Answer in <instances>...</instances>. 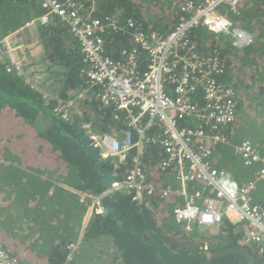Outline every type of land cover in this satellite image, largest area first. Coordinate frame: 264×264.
Returning a JSON list of instances; mask_svg holds the SVG:
<instances>
[{
    "label": "trees",
    "instance_id": "1",
    "mask_svg": "<svg viewBox=\"0 0 264 264\" xmlns=\"http://www.w3.org/2000/svg\"><path fill=\"white\" fill-rule=\"evenodd\" d=\"M188 1L81 0L86 16L110 19L120 26L117 31L107 28L103 33L105 55L114 62L122 61L123 52L132 49V35L137 30L168 34L183 16L181 8ZM43 14L38 0H0V41ZM228 16L234 25L253 35L251 46L233 50L224 36L202 27L194 29L190 37L200 54L217 51L223 67L216 81L235 93L236 122L218 131L232 141L242 113L256 125L264 123V0H243L238 12H228ZM128 22L133 28L126 26ZM36 29L34 41L42 49L39 60L55 69L49 70L51 75L60 77L57 98L46 101L28 84L27 77L7 73L0 60V170L4 174L0 216H16L11 229L18 230L15 234L3 226L0 243L20 264H67L78 219L90 207V198L107 189L105 177L123 180L137 155L144 182L151 187H174V172L172 167L158 165L163 153L151 142L139 151L131 149L122 161L98 159L88 153L80 141L84 134L120 131L125 126L113 120L112 109L100 104L99 87L89 84L87 67L70 30L56 18ZM63 105L69 106L66 119L57 111ZM157 134V128L149 130L150 137ZM256 149L264 156V146ZM213 163L241 185L257 170L256 165L246 167L230 146H216ZM263 198L264 189L258 187L253 202L258 204ZM179 202L172 195L161 199L156 191L138 200L130 191L108 195L99 201L102 213L92 214L84 240L89 244L108 239L113 243V261L122 264H206L209 254L222 251L229 252L209 264H250L247 253L239 248L249 251L253 263L264 264L260 247L244 246L243 230L227 222L207 235L196 227L186 231L172 215ZM28 231L35 233L32 238ZM105 252L110 255L108 249Z\"/></svg>",
    "mask_w": 264,
    "mask_h": 264
},
{
    "label": "built area",
    "instance_id": "2",
    "mask_svg": "<svg viewBox=\"0 0 264 264\" xmlns=\"http://www.w3.org/2000/svg\"><path fill=\"white\" fill-rule=\"evenodd\" d=\"M38 1L45 14L0 41L5 71L28 78L27 71L33 69L31 30L56 18L77 40L87 67L86 78L90 85L99 87L100 104L112 109L113 120L125 126L120 131L88 135L90 145L102 159L122 161L131 149L139 151L151 142L163 153L158 165L172 167L174 172V187H151L145 184L140 158L135 156L123 180L114 181L111 188L90 198L91 217L94 212L102 213L99 201L108 195L130 191L138 200L156 191L161 199L172 195L180 201L172 215L186 231L196 227L207 235L227 222L243 230L244 246L256 245L264 252V198L258 204L253 202L257 188L264 189V156L249 140L234 146V139L219 134L220 129L236 122L235 93L216 81L223 67L217 51L200 54L190 37L194 29L202 27L210 34L224 36L233 50L251 46L253 35L234 25L228 16V12H238L243 0L186 2L181 8L183 16L168 34L133 33L132 49L123 52L120 62L105 55L103 33L107 28L120 29L114 21L86 16L81 0ZM126 26L134 25L128 22ZM66 108L63 105L57 111L64 115ZM153 127L160 134L150 137ZM218 145L233 147L246 167L257 166L247 183L239 184L230 172L214 166ZM74 248L75 244L69 246L70 251ZM0 264H20L1 243Z\"/></svg>",
    "mask_w": 264,
    "mask_h": 264
},
{
    "label": "rangeland",
    "instance_id": "3",
    "mask_svg": "<svg viewBox=\"0 0 264 264\" xmlns=\"http://www.w3.org/2000/svg\"><path fill=\"white\" fill-rule=\"evenodd\" d=\"M35 32H37V29L33 28L31 30V35H34ZM31 41L32 40H30L29 37V43L32 45ZM35 67H36L35 69L28 70L29 73L33 75L31 78H29L30 82L28 84L31 85L32 87H35L36 90L39 93H41V95L43 96L42 98L45 99L46 101L56 99L57 89L59 85L58 81L60 77L56 74L54 75L50 74V71L55 69H51L47 64L42 65L40 60H38L35 63ZM70 107H72V104ZM68 108L69 106H67L64 115L59 112L60 116H62L63 119H66V117L69 115L70 111L68 110ZM255 123L256 121H254L249 116H247V114L242 113L240 115V119L236 127V133L234 138L235 143L232 144L235 146L238 145L243 140H249L256 146L263 148L264 123H259L258 125H256ZM113 159H117V158H113ZM117 160L121 161L120 159ZM76 246H79V242L75 244V248L73 249V251H71V254H69L68 264H92V263L110 264L108 263L109 259L105 257L102 253H100L99 249L96 250L94 248H91L90 250V249L81 248L79 250V247L76 248Z\"/></svg>",
    "mask_w": 264,
    "mask_h": 264
},
{
    "label": "crops",
    "instance_id": "4",
    "mask_svg": "<svg viewBox=\"0 0 264 264\" xmlns=\"http://www.w3.org/2000/svg\"><path fill=\"white\" fill-rule=\"evenodd\" d=\"M31 38L33 39L31 41L32 45L29 43L30 44V52H31V60L33 62V69H35L36 68L35 63L39 60L40 52L42 51V49H41L40 45H38L37 42L34 41V40H37V38H38L37 32H35V34L32 35ZM31 48H32V51H31ZM30 75L33 76L32 74H29L27 79L31 78ZM0 172H2V170H0ZM3 175L4 174L2 172L0 174V180H1V176H3ZM90 217H91V213H90V207H89L87 212L78 219L76 232H75L74 237L71 240L72 244H76L79 242V246H76V248L79 247V250L81 248L82 249L83 248L84 249H90V250H91V248H94L96 250L99 249L100 253H102L105 257H107L109 259L108 263H110V264H122V263H119L118 261L117 262L113 261L114 257H113L112 252H110V250L113 249V243L110 242L108 239L102 237V238H99L95 241L89 242V244L84 240V231H85V229H86V227L90 221ZM15 220H16V216L7 215L4 219H3V217L0 216V230L3 231V226H4V228H6L7 230H10V231L14 232L15 234H17L18 230L13 231L11 229V226ZM28 234H30V235H28V237L32 238L35 233L28 231ZM107 249H108L110 255L105 252ZM22 264H25V263H22ZM92 264H98V263H92Z\"/></svg>",
    "mask_w": 264,
    "mask_h": 264
},
{
    "label": "water",
    "instance_id": "5",
    "mask_svg": "<svg viewBox=\"0 0 264 264\" xmlns=\"http://www.w3.org/2000/svg\"><path fill=\"white\" fill-rule=\"evenodd\" d=\"M80 141L83 143V145L87 148V151L88 153H90L91 155H93L95 158H98V159H101V154L99 153V151L95 148H93L90 144H89V136L84 134ZM114 183V179L113 178H104V184L106 185L107 188H111L112 184ZM105 213V211H104ZM238 250H241V251H245L247 253V257H248V261L250 264H255L252 262L251 258H250V255H249V251L246 249V248H239ZM229 251H222V252H218V253H215V254H209L207 256V263L206 264H209L211 262V260H213L214 258H216L217 256H221V255H224L226 253H228Z\"/></svg>",
    "mask_w": 264,
    "mask_h": 264
},
{
    "label": "clouds",
    "instance_id": "6",
    "mask_svg": "<svg viewBox=\"0 0 264 264\" xmlns=\"http://www.w3.org/2000/svg\"><path fill=\"white\" fill-rule=\"evenodd\" d=\"M29 80V79H28ZM90 144V143H89ZM101 159H102V157H101ZM161 188H165V186L164 187H161Z\"/></svg>",
    "mask_w": 264,
    "mask_h": 264
}]
</instances>
